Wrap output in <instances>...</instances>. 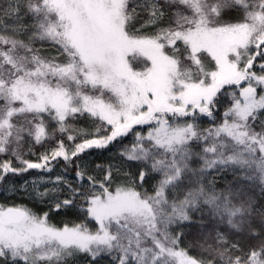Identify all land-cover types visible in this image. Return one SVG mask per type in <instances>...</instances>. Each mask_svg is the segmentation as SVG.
Listing matches in <instances>:
<instances>
[{"label": "snow or ice", "instance_id": "6c2138e0", "mask_svg": "<svg viewBox=\"0 0 264 264\" xmlns=\"http://www.w3.org/2000/svg\"><path fill=\"white\" fill-rule=\"evenodd\" d=\"M166 12L169 23L159 26ZM137 23L155 31L140 34ZM37 43L57 54L42 56ZM221 89L229 107L214 128L201 129L198 116L214 118ZM85 114L101 122L94 133L70 123ZM136 125H148L147 135L135 132L119 152L141 165L130 183L110 190L111 165L100 180L77 163ZM53 142L37 161L24 158L25 145ZM0 154V183L51 172L62 158L75 180L41 178L52 185L43 191L33 181L37 197L66 191L55 209L80 200L96 224L57 228L47 212L0 206V264H70L81 255L89 264H264V212L257 222L250 199L234 203L231 189L206 186V176L231 168L264 187V0H11L0 9ZM149 173L159 176L152 192L138 191ZM205 206L259 243L244 251L221 232L190 255L172 225Z\"/></svg>", "mask_w": 264, "mask_h": 264}, {"label": "trees", "instance_id": "16d2710c", "mask_svg": "<svg viewBox=\"0 0 264 264\" xmlns=\"http://www.w3.org/2000/svg\"><path fill=\"white\" fill-rule=\"evenodd\" d=\"M10 2L11 0H0V9L7 7ZM142 15H146V13ZM236 18L238 17L235 14L233 16L226 17V19L233 21ZM169 20L170 13L166 12L165 16L159 21V26H167ZM141 23L136 24V29H139L140 34H153L155 28L152 26L141 27ZM36 47L40 49V54L42 56H54L57 54L56 49L48 43H44L43 45L37 43ZM212 66H214V62ZM225 89H227L228 92H231L234 89L237 92L239 91L236 86L226 85ZM225 89H221V92L217 94L219 103L213 110L214 118H209L202 114L198 116L197 123L201 129L214 128L221 122L223 113L230 104V97L225 94ZM185 119L189 118H181L180 122H183ZM70 123L76 129H84L89 133H94L95 128L101 122L85 114L84 116H77V118L70 121ZM148 128V125H136L134 126L133 132H130L122 139H118V141L114 142L113 145H109L108 148H93L86 150L85 153L81 154V159L77 161V163H82L87 167L88 172L91 175L96 176L100 180L104 177L103 170H106L108 166L111 165L113 181L110 190L115 189L117 186L130 183V178L137 177V174L141 169V165L135 161L122 160L119 156V152L125 148H131L135 140V132H140L146 136ZM59 135L60 134L57 133L58 137ZM60 138L65 139L66 143H70L67 142L66 137ZM76 142L80 141L77 140ZM54 147H56L54 142L46 144L43 148L40 145H34L31 147V151H29V146L25 145L23 148L24 158L35 162L42 153L46 150L50 151ZM5 158L6 157L0 154V160ZM58 159L59 163L56 161L52 162L51 172L33 169L18 176H12L9 174V179L4 183H0V206L26 208L35 215H43L47 212L48 223L57 228H62L65 225L71 227L75 224L87 223L91 230H95V221L91 220L90 217H85L84 212L81 210L82 201L77 200L74 205L67 208H61L60 210L55 209L54 205L57 199H63L68 195L66 191L60 192L55 197H46L43 201L37 197L32 186L33 181H36L39 185V189L43 191L45 187L50 188L52 185L40 183L41 178L45 181L49 178L54 180L57 175L63 174L69 181L75 180L74 171H72L71 168H69L68 171H65V162L62 158ZM13 164L14 166H19L15 160H13ZM98 165L100 167H97ZM117 169H119V171H117ZM244 175L243 170L232 169V174L225 178L210 179L209 176H206V182L213 181L212 184L206 183V186L214 188L217 193L227 192L231 189L234 193H237L234 203L240 199H250L256 209L254 218L257 222H259V214L264 212V187H262L257 181H249L245 179ZM158 179V174L149 173L145 177L143 188L137 187V190L148 191L151 193L153 186L157 183ZM25 181H27V184H25ZM137 183H139L138 180ZM191 215V222H182L179 226L172 225V229L174 230L173 234L183 233L179 247L188 251L190 255L199 256L203 252V248L200 246L201 244H204L205 247L207 245H215L217 234L221 232L229 237L230 242L238 243L244 251H247L251 246L259 243L258 240L252 239L251 235L247 232L235 233L226 223L221 222L219 217H214L206 206L203 208L202 212H194ZM205 255L207 254L205 253ZM70 264H89V259L81 255L80 257L70 261ZM97 264H110V260L107 257H104L98 259Z\"/></svg>", "mask_w": 264, "mask_h": 264}, {"label": "rangeland", "instance_id": "374dc122", "mask_svg": "<svg viewBox=\"0 0 264 264\" xmlns=\"http://www.w3.org/2000/svg\"><path fill=\"white\" fill-rule=\"evenodd\" d=\"M232 174V169H228L227 171H222V172H213L212 175H209V178H215V179H221L225 178L229 175Z\"/></svg>", "mask_w": 264, "mask_h": 264}]
</instances>
